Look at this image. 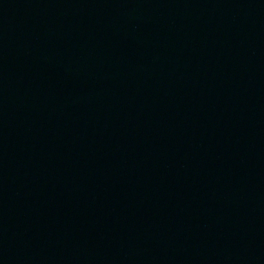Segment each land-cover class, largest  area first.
<instances>
[{
	"label": "water",
	"instance_id": "95a60500",
	"mask_svg": "<svg viewBox=\"0 0 264 264\" xmlns=\"http://www.w3.org/2000/svg\"><path fill=\"white\" fill-rule=\"evenodd\" d=\"M79 0H0V31Z\"/></svg>",
	"mask_w": 264,
	"mask_h": 264
}]
</instances>
